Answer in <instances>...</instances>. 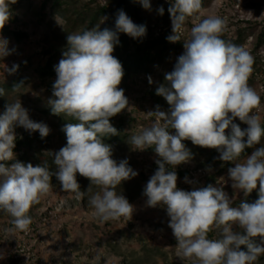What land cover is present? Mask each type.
<instances>
[{"label":"clouds","instance_id":"obj_1","mask_svg":"<svg viewBox=\"0 0 264 264\" xmlns=\"http://www.w3.org/2000/svg\"><path fill=\"white\" fill-rule=\"evenodd\" d=\"M140 3L144 9L151 8L149 0ZM158 12L163 15L164 8L161 6ZM168 12L172 34L166 39L176 43L186 20L202 15V0H171ZM10 16L8 0H0V31ZM106 19L102 17L101 23ZM226 30V22L215 15L193 25L189 38L183 42L184 52L173 70L165 73V83L155 90L167 101L169 109L164 111L157 105L155 110L146 112L153 122L130 136L127 143L134 150L152 148L159 157L155 160L158 168L143 195L147 207L163 205L166 209L168 227L182 260L195 258L198 264H256L264 255V244L254 243L256 237L264 239V146L256 148L242 162L237 161L246 148L261 144L264 138L261 116L253 112L260 106L261 97L248 84L254 58L242 46L223 39ZM119 33L141 38L146 34V26L135 24L119 10L115 30H100L97 24L67 35L62 59L54 68V98L48 104L53 114L78 122L66 123L62 128L67 143L53 153L54 171L47 163H0V211L12 217L8 233L29 229V212L51 191L53 176L64 192L75 193L77 198L91 193L88 202L93 218L102 222L121 217L132 219L134 205L116 189L138 172L127 159H113L112 146L104 142L105 137L120 134L110 118L128 108V98L118 87L124 76L123 66L112 54L119 44ZM8 44L0 36V59L12 53ZM18 68L17 64L10 68L5 65L4 71L11 75ZM148 82L153 83L150 76ZM20 87L15 86L13 91ZM5 94L0 87V95ZM237 118L247 127L242 129L235 123ZM17 126L30 133L39 132L41 138L50 133L47 124L30 118L19 99L7 103L0 113V162L14 159ZM185 140L216 149L221 161L233 162L235 166L228 169L232 187L245 196L255 190L258 199L233 206L222 187L209 184L191 191L179 189L174 169L193 158ZM77 174L90 181L87 191H81ZM93 185L99 191L92 193ZM213 229L220 231V238H208ZM84 259L87 264H101L103 257L96 254L90 261L88 257ZM104 264L108 262L105 260Z\"/></svg>","mask_w":264,"mask_h":264},{"label":"rangeland","instance_id":"obj_2","mask_svg":"<svg viewBox=\"0 0 264 264\" xmlns=\"http://www.w3.org/2000/svg\"><path fill=\"white\" fill-rule=\"evenodd\" d=\"M87 1L89 0H78V5L82 6ZM169 3L171 0H150L151 9L145 12L144 16L154 21L161 20L158 9L161 6L165 8ZM202 9V15L197 14L186 20L181 31V39L183 42L188 39L193 25L209 15L221 17L226 22L225 32L233 38L242 31L245 38L242 47L254 60L257 57L261 60L258 68H253L248 84L261 97V104L254 113L261 116L263 123L264 47L256 51L255 42L264 26V0H205ZM19 16L27 24L25 29L29 33V38L22 44L9 42L8 48L13 51L0 59V85L12 82L18 76L25 81L24 88H21L17 95L10 96V101L12 103L19 99L32 120L43 122L50 128V138L35 141V148L42 149L32 151L34 160L38 157L41 161H45L47 156L65 146L66 141L61 138L58 129L53 127V121L45 117L40 110L50 107L48 100L54 97L48 86L54 83L56 76L43 82L37 69L45 66L49 60L51 54L47 52L50 49L54 53L58 48H66V23L56 13L52 0H26L20 8ZM183 52L184 48L181 51L173 50L164 57L163 62L153 65L148 73H137L118 86L124 90L128 98V108L120 113L125 115L126 123L125 137L119 146L117 162L127 159L129 165L138 172L136 177L126 181L130 189L127 194H123L135 207L132 219L121 217L102 222L93 218L92 208L88 202V195L91 193L77 198L75 193L64 192L56 179L52 181L51 191L41 199L40 203L31 208L29 215L32 223L27 231L8 233L6 229L12 227V217L0 211V256L4 257L0 259V264H87L84 258L88 257L90 261L96 254L102 255L101 264H104L105 260L108 264H128L133 261H139L141 264H198L195 258L182 260L179 257L180 250L176 246L177 242L172 230L168 227L170 218L163 205L155 208L146 206L147 198L143 195V190L158 168L155 160L159 157L152 148L139 151L132 149L127 143L130 136L153 122V118L146 116V112L156 108L154 96L150 92L163 83L165 73L173 70L177 58ZM60 59H62V51L56 59L57 63ZM13 64L19 65V68L14 74L9 75L4 71L5 65L10 68ZM149 76L153 80L151 85L148 82ZM160 108L164 111L169 109ZM3 111V107L0 106V113ZM235 123L242 129L247 127L238 118ZM170 131L174 134V130ZM15 134L26 137L38 135L39 132L30 133L23 127L17 126ZM183 142L190 149L193 158L189 163L181 164L174 169L178 176L179 189L191 191L204 187L210 182L213 186L224 189L233 200V206H238L244 198L254 194L252 192L245 196L242 191L232 187L228 169L235 166L233 162L221 161L219 152L212 157L211 148L199 152L193 149L194 145L191 141ZM261 146H264V139L253 151ZM248 155H242L237 162H242ZM183 170H188L190 175H180ZM77 181L81 191H87L90 181L87 183L78 179ZM97 191L99 189L93 185L92 193ZM133 193L137 195L129 199V194ZM234 230L240 231L235 227ZM216 237L220 238L218 229H216ZM259 238L261 240L259 245L264 244V239ZM256 264H264V255L259 257Z\"/></svg>","mask_w":264,"mask_h":264},{"label":"trees","instance_id":"obj_3","mask_svg":"<svg viewBox=\"0 0 264 264\" xmlns=\"http://www.w3.org/2000/svg\"><path fill=\"white\" fill-rule=\"evenodd\" d=\"M26 0H16L15 3L12 0H8L9 8L11 10V16L9 19V23L5 24L2 31H0V36L6 38L9 42H15L17 44L25 43L29 38V33L25 29L27 24L22 21L20 18V8L22 4ZM150 2V0H149ZM162 3V2H161ZM169 3L164 8V14L161 15V20L154 21L153 19L144 16V13L150 9H144L140 0H89L85 2L82 6L78 5V0H52V6L55 9L56 13L63 19L66 23L65 37L68 34H72L75 32H82L87 28H93L97 24H99L100 30L105 28L115 30V20L119 10H123L129 18L137 25H145L146 26V34L141 38H132L124 33H119V44L115 46L114 52L112 53L116 58L119 59L123 66L124 76L122 78V82H127L137 73L143 72L148 73L151 67L157 63L163 62L165 56L170 54L173 50L181 51L183 48V40L180 37V41L176 43L169 42L166 37L172 34V25L170 14L168 12V8L170 7ZM205 4V0H202V5ZM151 5V4H150ZM107 17L101 23V18ZM181 35V34H180ZM223 39L228 40L236 45L242 46L245 38L242 35V31H240L236 38L229 36L227 32L223 33ZM261 47H264V26L260 33L257 35V39L255 42V50L259 51ZM64 49L58 48L54 53L53 50L50 49L47 53H50L51 56L45 66L39 67L37 69L40 78L43 82L48 79L56 76V72L54 70L57 63V57L60 56V52H63ZM261 60L257 57L254 60L253 68H258L259 62ZM25 81L23 78L18 76L12 82L1 84L5 90V95H0V106L5 109V105L7 103H11L10 96L17 95L21 88H24ZM165 83V79L163 81ZM17 85H21L18 91H13V88ZM53 84L48 86L50 91H53ZM154 96L155 106L159 105L160 107H167V101L162 97L156 95V91L153 90L150 92ZM42 114L51 119L53 122V127L57 128L59 135L62 139L66 141V135L62 131L63 126L66 123H77L78 121L74 120L71 117L63 116V115H55L52 113L50 107H46L44 109H40ZM255 109L253 110V112ZM126 118L123 114H117L116 116L110 118V123L118 130L119 135L109 136L104 138V142L110 144L113 148V159L117 160V153H119V146L125 137L124 134V126ZM235 122V121H234ZM264 126V122L262 123ZM228 131V130H226ZM16 146L14 148V159L11 161H5L0 163H5L6 165H11L15 162L22 163H32L33 166L47 163L50 168L54 171L55 166L53 164V154L47 156L45 161H41L36 158L32 153V151H40L41 149L35 148V141L40 140L44 141L45 138H50L51 134L45 138H41L40 134L35 136H16ZM247 138L245 137V140ZM264 139V138H262ZM67 143V141H66ZM256 147L254 145L252 148H246L242 155H248L253 151ZM193 149L199 152H203L208 148L193 146ZM40 153V152H39ZM38 153V154H39ZM212 157H214L218 151L216 149L211 148ZM172 170V169H170ZM180 175L187 176L190 175L188 170H183L180 172ZM77 179L87 183L89 181L87 178H84L77 174ZM146 179V177H145ZM52 181H56L55 176L52 177ZM211 184L207 182L204 187ZM128 184L123 182L121 186H118L116 191L118 194H127L129 192ZM254 194L252 196H248L243 199V202L253 203L258 197L257 191H253ZM256 194V195H255ZM135 193L132 195L129 194V199L135 197ZM139 195V194H138ZM209 239H217L216 237V229H213L209 233ZM260 238H254V243L260 244ZM242 250H247L246 246L241 248ZM128 264H141L139 261H133Z\"/></svg>","mask_w":264,"mask_h":264}]
</instances>
